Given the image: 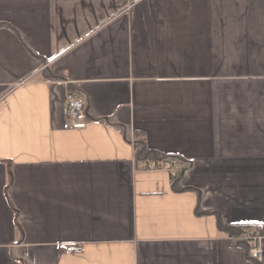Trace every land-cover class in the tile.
I'll return each mask as SVG.
<instances>
[{"label":"crops","instance_id":"obj_1","mask_svg":"<svg viewBox=\"0 0 264 264\" xmlns=\"http://www.w3.org/2000/svg\"><path fill=\"white\" fill-rule=\"evenodd\" d=\"M238 223L264 234V0H0V264H264Z\"/></svg>","mask_w":264,"mask_h":264},{"label":"built area","instance_id":"obj_2","mask_svg":"<svg viewBox=\"0 0 264 264\" xmlns=\"http://www.w3.org/2000/svg\"><path fill=\"white\" fill-rule=\"evenodd\" d=\"M67 83V81H65ZM68 121L71 127L73 128H85L88 123V115L86 109V101L85 98L77 91L67 90L64 97ZM133 144L135 147V151L137 152L136 140L133 139ZM136 167L141 170H167L170 175L174 178L177 177L180 172V166L169 159L163 160H137ZM233 239L232 236L229 237ZM240 239H247L250 241V255L257 259H262V248L261 241L264 238V234L261 233H253L252 231H247L245 234L239 236Z\"/></svg>","mask_w":264,"mask_h":264},{"label":"trees","instance_id":"obj_3","mask_svg":"<svg viewBox=\"0 0 264 264\" xmlns=\"http://www.w3.org/2000/svg\"><path fill=\"white\" fill-rule=\"evenodd\" d=\"M136 145L138 147L137 152H136V159L137 160H142V159H147V160H163V159H169L174 162H177V158L175 156H163L160 155L159 153L155 152L154 150H151L147 147V145L143 142V140L138 139L136 141ZM177 159V160H176ZM261 225H254L250 223H238V224H229L225 226V231L230 234V236H241L245 234L247 231H252V229H261ZM237 244H242L245 246L246 252L250 258L252 257L249 253L250 250V241L247 239H237L236 241ZM251 259L254 260L252 257ZM255 259L254 261H256ZM259 261V260H257ZM257 263V262H255ZM259 264V263H257Z\"/></svg>","mask_w":264,"mask_h":264}]
</instances>
